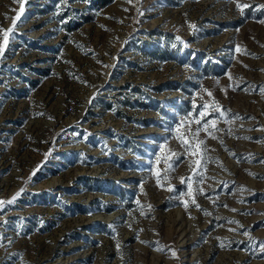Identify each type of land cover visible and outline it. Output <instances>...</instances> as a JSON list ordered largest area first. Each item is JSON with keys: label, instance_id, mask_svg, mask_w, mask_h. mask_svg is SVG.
I'll return each mask as SVG.
<instances>
[{"label": "rangeland", "instance_id": "rangeland-1", "mask_svg": "<svg viewBox=\"0 0 264 264\" xmlns=\"http://www.w3.org/2000/svg\"><path fill=\"white\" fill-rule=\"evenodd\" d=\"M262 6L0 0V264H264Z\"/></svg>", "mask_w": 264, "mask_h": 264}, {"label": "snow or ice", "instance_id": "snow-or-ice-1", "mask_svg": "<svg viewBox=\"0 0 264 264\" xmlns=\"http://www.w3.org/2000/svg\"><path fill=\"white\" fill-rule=\"evenodd\" d=\"M246 6H247V5H244V6L238 5V7H246ZM262 7H264V6H262ZM22 10H23V5H21V11H22ZM15 19L18 20V19H19V15H17V17H16ZM12 31H13V28H9V29H7V30L4 32L3 40H4V43H5V44L8 42V40H9V33H11ZM2 51H3V47H0V52H2ZM261 91H264V88H262ZM209 95H211V93H209ZM203 107L205 108L206 111H207V109H208L209 107H212V110H213V111H217V110H219V109H218V106L215 104L214 101L212 102L211 105H209V104H205V105H203ZM223 114H224V113L221 112V115H223ZM205 115H206V112H201V113H200V116H201V117H204ZM200 122H201L200 120H197V121H196L197 124H200ZM210 127H211L212 129L215 128V121L205 122V123L203 124V126H202V129H201V128H197L196 131L192 133V138H193V140H195V139L197 138L198 133H199L201 130L207 132L209 135H212V132L209 131V128H210ZM177 131H179V129H177ZM213 138H215V137H213ZM182 144L187 145V146H188V149H189V150H193V154H195V148H198L199 145L203 144V141H199V142L194 146V145H193L192 143H190L188 140H186V139H182ZM262 162H264V161H262ZM197 174H199V173H197ZM182 182H183V181H182ZM169 190L171 191L172 189H169ZM189 194H191V184H190V183H189ZM14 199H15V197L13 198V200H14ZM8 202L11 203L12 201H8ZM192 203L195 204V200H193ZM185 206L187 207V205H185ZM196 207L199 208V205L196 204ZM234 223H235V222H234Z\"/></svg>", "mask_w": 264, "mask_h": 264}]
</instances>
